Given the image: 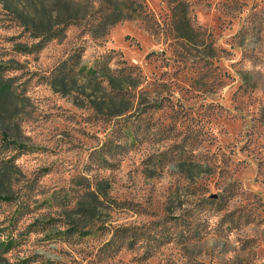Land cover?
<instances>
[{"label":"rangeland","instance_id":"1","mask_svg":"<svg viewBox=\"0 0 264 264\" xmlns=\"http://www.w3.org/2000/svg\"><path fill=\"white\" fill-rule=\"evenodd\" d=\"M177 3L0 0V264H264V0Z\"/></svg>","mask_w":264,"mask_h":264},{"label":"trees","instance_id":"2","mask_svg":"<svg viewBox=\"0 0 264 264\" xmlns=\"http://www.w3.org/2000/svg\"><path fill=\"white\" fill-rule=\"evenodd\" d=\"M75 1V0H73ZM177 1L178 3H181V0H175ZM177 3V5H178ZM129 12V14L127 15V17H123V18H131L132 16L136 15L137 17L141 18L142 20H144L148 25H150V19H149V14L145 13L146 11L145 10H131L130 8H128L127 10ZM90 15V14H88ZM122 17L120 16H117L116 19L114 20V22H112L111 24H114L116 23L117 21H120L123 19ZM153 26L150 25V28H152ZM179 31V30H178ZM176 35L177 37H183L185 36L184 34H182L181 32H176ZM83 69H85L86 73L88 75H95L97 73V70L96 68L92 67V66H84ZM130 69H135V68H132L130 67ZM11 88L7 85H4V84H0V99H3V98H6L8 97L9 93H10V90ZM9 242L10 241H2L0 242V247L2 245H4L5 247H7L9 245Z\"/></svg>","mask_w":264,"mask_h":264}]
</instances>
